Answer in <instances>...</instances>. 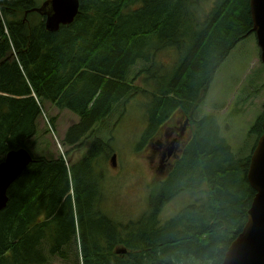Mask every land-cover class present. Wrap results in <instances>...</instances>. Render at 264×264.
<instances>
[{"label": "trees", "instance_id": "16d2710c", "mask_svg": "<svg viewBox=\"0 0 264 264\" xmlns=\"http://www.w3.org/2000/svg\"><path fill=\"white\" fill-rule=\"evenodd\" d=\"M191 1L79 0L73 22L51 33L32 12L34 0H0V162L26 149L44 103L77 117L64 136L68 151L91 142L70 166L61 157L32 156L0 210V264L69 261L72 252L76 264L222 263L255 193L249 159H236L217 115L199 116L196 105L216 70L252 35L250 0H207L212 9L201 20ZM164 51L175 66L169 74L147 73L154 105L138 148L177 110L190 116L192 131L156 184L150 213L115 221L101 209L98 159L111 148L97 126L121 105L120 119L121 103L136 96L128 81L136 63L153 64ZM261 116L250 129L258 136ZM182 192L206 198L160 225L161 206Z\"/></svg>", "mask_w": 264, "mask_h": 264}, {"label": "rangeland", "instance_id": "374dc122", "mask_svg": "<svg viewBox=\"0 0 264 264\" xmlns=\"http://www.w3.org/2000/svg\"><path fill=\"white\" fill-rule=\"evenodd\" d=\"M34 1L36 7L40 8L44 0ZM191 2H193L190 5L192 13L199 20L212 6V2L207 0ZM134 8L135 6L132 5L131 9ZM153 60V64L137 62L130 70L128 81L133 85L136 96L133 95L126 103H121L125 108L124 115L119 119L122 110L120 105L114 114L97 126L98 137L103 142H107L113 150L110 149L111 154L108 156L98 159L102 178L101 209L108 218L115 221H133L144 213H150L151 194L156 192V184L168 175V169H156L157 160L149 162V159L151 144L160 137L158 134L167 128L170 119L158 129L150 141H147L142 148H138L147 123L145 117L148 107L154 105L149 93L155 92V89H152L155 82H145L147 73L148 76H153L159 69L161 74H169L175 66L172 54L168 51L156 55ZM263 105L264 66L259 58L255 36L250 35L236 45L230 57L216 70L203 97L196 105V112L198 111L199 116L216 114L221 125V135L236 159L247 160L250 159L260 137L250 132V129L264 110ZM182 116L186 115L181 113V110H177L171 118L180 125L183 121ZM51 119L53 125L50 127ZM77 122V117L71 112L60 111L53 105L44 103L37 120L36 135L28 142L26 149L36 158L56 159L63 156L68 166L76 163L81 160L91 144L89 140H85L83 146L71 151H68L69 149L63 144L66 131ZM190 133L191 128L188 127L186 140ZM113 154L116 155L115 169L111 168ZM166 163L169 164V161ZM205 198L206 195L202 193L201 195H193L191 192L178 194L161 206L157 216L160 225L187 206L199 205ZM48 264H76L74 253H71L69 261L53 257Z\"/></svg>", "mask_w": 264, "mask_h": 264}, {"label": "water", "instance_id": "95a60500", "mask_svg": "<svg viewBox=\"0 0 264 264\" xmlns=\"http://www.w3.org/2000/svg\"><path fill=\"white\" fill-rule=\"evenodd\" d=\"M78 8L79 0H47L32 12L44 16L46 30L54 33L60 26H67L73 22L78 14ZM249 8L252 32L260 50V60L264 64V0H250ZM262 131L263 134L258 138L250 156L246 176L255 195L247 212L246 222L228 247L221 264H264V114ZM176 151L175 143H171L167 150H162L163 160L175 155ZM115 158V155L111 158L112 168L116 166ZM31 161L30 154L25 149H19L7 153L0 162V210L8 202V189Z\"/></svg>", "mask_w": 264, "mask_h": 264}, {"label": "flooded vegetation", "instance_id": "af4514ba", "mask_svg": "<svg viewBox=\"0 0 264 264\" xmlns=\"http://www.w3.org/2000/svg\"><path fill=\"white\" fill-rule=\"evenodd\" d=\"M46 1L47 0L42 1V4ZM202 1H205V0H202ZM211 4L213 5V2ZM33 5H34L33 8H35L36 7L35 1H34ZM211 9L212 8L210 7L209 10H211ZM209 12L210 11L206 12V14H209ZM34 14H36V13H34ZM23 17H24V15H23ZM41 18L44 19L43 17H41ZM24 21L25 20L23 19V22ZM182 117H183V121L180 125L177 124L173 118H170L169 125L167 126V128L163 129L161 131V133L158 134L160 137H158V139L155 140L153 142V144H151V147H150L151 157L149 159V162H150V160H152V162L154 160H157V163H155L156 169H159V170L168 169V170H170L171 165H172L170 163L173 160L172 158H175L176 156L179 155L180 151H178V150H180V148H182V146L184 145V141H185L187 133H188V127L190 129V126H193V124H191L190 116H182ZM191 131H192V129H191ZM171 143H175V146L177 147L176 154L172 155L169 159L163 160L162 150H164V149L167 150L170 147ZM177 152H179V153L177 154ZM166 161H169V164L166 163ZM115 168H116V166L112 169H115ZM187 207H189V206H187Z\"/></svg>", "mask_w": 264, "mask_h": 264}]
</instances>
